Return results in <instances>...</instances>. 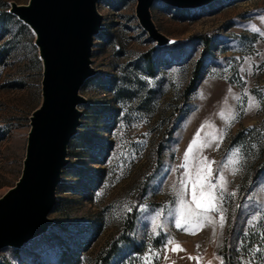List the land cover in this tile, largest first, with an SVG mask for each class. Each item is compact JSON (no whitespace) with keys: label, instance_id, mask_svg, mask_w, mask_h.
I'll return each instance as SVG.
<instances>
[{"label":"rangeland","instance_id":"1","mask_svg":"<svg viewBox=\"0 0 264 264\" xmlns=\"http://www.w3.org/2000/svg\"><path fill=\"white\" fill-rule=\"evenodd\" d=\"M28 1L0 0V197L21 175L30 117L42 101L35 33L10 13L12 3ZM136 2L97 0L95 74L79 90L85 101L52 223L20 248H2L0 264H95L135 204L137 247L120 245L109 264H225L227 236L234 264H264V0L194 8L155 0L153 23L177 41L164 46L140 25ZM200 34L210 38L207 48ZM173 116L161 163L138 198ZM212 194L215 207L205 212Z\"/></svg>","mask_w":264,"mask_h":264},{"label":"water","instance_id":"2","mask_svg":"<svg viewBox=\"0 0 264 264\" xmlns=\"http://www.w3.org/2000/svg\"><path fill=\"white\" fill-rule=\"evenodd\" d=\"M136 16L157 46L176 43L153 23L150 7L155 0H136ZM179 7L194 8L214 0H160ZM97 0H29L12 3L10 13L35 33L42 60V101L32 112L21 175L0 197V250L20 248L46 232L52 219L55 191L67 148L77 133L85 101L79 93L95 74L90 65L91 46L99 31L101 15Z\"/></svg>","mask_w":264,"mask_h":264},{"label":"trees","instance_id":"3","mask_svg":"<svg viewBox=\"0 0 264 264\" xmlns=\"http://www.w3.org/2000/svg\"><path fill=\"white\" fill-rule=\"evenodd\" d=\"M198 37L203 42L204 47L207 48L210 44V38L204 34H200L198 35ZM145 55L148 56V53H146ZM199 70H200V61L196 63L195 69L192 72L190 80L188 84L186 85V87L183 89V92L181 95V104L183 105L188 101L189 96L193 94V92L196 89V86H197L196 83H197L198 76H199ZM181 107L182 106L180 105L179 110H178L179 113L181 112V109H182ZM175 116H177V114ZM175 116H173L170 119L168 127L165 131V134L163 135L162 139L157 145L155 167L153 171L145 178V180L140 185L139 192H138V198H140V196H142L145 193L147 183L150 177L153 175V173L156 171V169L159 167L161 163L163 146H164V143L169 140L171 133L174 129L175 122H176ZM136 213H137V204L134 205V207L132 208V211L128 214L124 222L123 229L121 230L119 235L112 241V243L105 250H103L100 253L95 264H109L111 259L117 253L120 245L122 244H128L133 247H137L134 236H133V230H134L135 222H136ZM223 255L225 257V264H234L231 261L229 236H227Z\"/></svg>","mask_w":264,"mask_h":264},{"label":"snow or ice","instance_id":"4","mask_svg":"<svg viewBox=\"0 0 264 264\" xmlns=\"http://www.w3.org/2000/svg\"><path fill=\"white\" fill-rule=\"evenodd\" d=\"M257 31H258V30H257ZM250 107H251V105H250ZM197 138H199V132L197 133V137L194 138V140H193V144H195V143L197 142ZM188 151H189V152L192 151L191 146H190V148H189ZM188 159H189V157H188V155L186 154V155H185V162H186L185 166H187V161H188ZM221 179H223V178L221 177ZM184 183H185V182L182 181V185H183ZM208 187H209V190H211V189L215 188L216 186H215V185H211V184H209ZM221 187H223V185H221ZM195 195H196V193H193V197H195ZM215 199H216L215 195L212 194L211 197H210V200H209V204L205 207V212H206L207 210H209L210 208H214V207H215V205L211 203V201H212V200H215ZM183 203H184V202L182 201V204H183ZM191 215H193V213L190 212V216H191ZM199 215L203 216L205 219L207 218L206 216H204V213H200ZM221 226H223V217H221ZM177 227H180V223H179V221H177ZM192 234H195V232H193Z\"/></svg>","mask_w":264,"mask_h":264},{"label":"bare ground","instance_id":"5","mask_svg":"<svg viewBox=\"0 0 264 264\" xmlns=\"http://www.w3.org/2000/svg\"><path fill=\"white\" fill-rule=\"evenodd\" d=\"M49 226H50V225H49ZM48 228H49V227H48ZM48 228H47V229H48ZM46 231H47V230H46ZM42 234H43V233H42Z\"/></svg>","mask_w":264,"mask_h":264}]
</instances>
